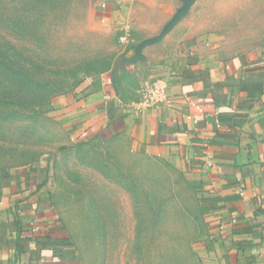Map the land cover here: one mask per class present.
Wrapping results in <instances>:
<instances>
[{
    "label": "crops",
    "instance_id": "0c3cea01",
    "mask_svg": "<svg viewBox=\"0 0 264 264\" xmlns=\"http://www.w3.org/2000/svg\"><path fill=\"white\" fill-rule=\"evenodd\" d=\"M88 2L97 24L130 34V46L109 71L52 99L47 116L62 135L53 140L72 159L75 147L109 145L116 165L174 167L197 199L196 263L264 264V0H195L135 62L124 58L183 0ZM160 77L170 102L137 108L141 86ZM53 161L0 170V264H87L75 233L87 226L64 210L70 184L55 180ZM85 162L63 170L80 174Z\"/></svg>",
    "mask_w": 264,
    "mask_h": 264
},
{
    "label": "rangeland",
    "instance_id": "374dc122",
    "mask_svg": "<svg viewBox=\"0 0 264 264\" xmlns=\"http://www.w3.org/2000/svg\"><path fill=\"white\" fill-rule=\"evenodd\" d=\"M91 8L88 0H0V100L16 103L0 104V170L54 160L55 180L70 184L72 204L63 208L87 226L75 231L87 264H197L199 208L177 169L135 158L116 165L103 153L109 145H88L75 147L87 169L63 170L75 159L53 140L62 135L49 101L109 71L130 46V34L126 42L101 28Z\"/></svg>",
    "mask_w": 264,
    "mask_h": 264
},
{
    "label": "built area",
    "instance_id": "2783aa9c",
    "mask_svg": "<svg viewBox=\"0 0 264 264\" xmlns=\"http://www.w3.org/2000/svg\"><path fill=\"white\" fill-rule=\"evenodd\" d=\"M127 35L121 37L122 41L127 40ZM168 86L164 78H157L145 83L139 90V100L136 102L137 108H148L162 103H169Z\"/></svg>",
    "mask_w": 264,
    "mask_h": 264
},
{
    "label": "water",
    "instance_id": "95a60500",
    "mask_svg": "<svg viewBox=\"0 0 264 264\" xmlns=\"http://www.w3.org/2000/svg\"><path fill=\"white\" fill-rule=\"evenodd\" d=\"M194 1L195 0H183V4L177 9L174 15L169 19V21L164 25V27L157 35L140 40L135 47V55L131 58L124 59L129 62L142 60L144 58L143 48L146 45L156 43L160 39H162L172 29V27L187 13Z\"/></svg>",
    "mask_w": 264,
    "mask_h": 264
},
{
    "label": "trees",
    "instance_id": "16d2710c",
    "mask_svg": "<svg viewBox=\"0 0 264 264\" xmlns=\"http://www.w3.org/2000/svg\"><path fill=\"white\" fill-rule=\"evenodd\" d=\"M2 65L0 64V67H1ZM66 92V91H65ZM65 92H63V93H65ZM62 94V93H61ZM50 102L51 101H49V105H50ZM0 104H4V105H10V104H16L15 102H11L10 100H8V101H1L0 100ZM49 105H48V107H49Z\"/></svg>",
    "mask_w": 264,
    "mask_h": 264
}]
</instances>
